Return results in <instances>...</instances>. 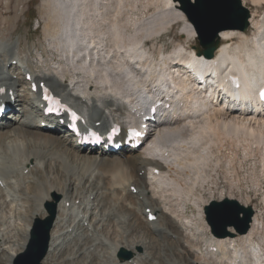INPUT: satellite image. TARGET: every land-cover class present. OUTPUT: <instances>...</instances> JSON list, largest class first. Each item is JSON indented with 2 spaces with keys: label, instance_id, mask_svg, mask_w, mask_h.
<instances>
[{
  "label": "bare ground",
  "instance_id": "6f19581e",
  "mask_svg": "<svg viewBox=\"0 0 264 264\" xmlns=\"http://www.w3.org/2000/svg\"><path fill=\"white\" fill-rule=\"evenodd\" d=\"M42 1L45 35L59 61L24 43L25 56L22 40L0 31V100L11 110L0 118V264H16L28 250L49 204L56 213L42 264H264V237L257 238L264 235V212L255 211L247 234L219 236L206 219L210 202L200 194L215 183L211 168L223 166L233 176L237 160L259 155L264 176V103L257 94L264 88V13L250 17L252 38L223 30L214 41L207 67L226 96H196L188 80L176 88L171 110L156 108V132L141 147L112 153L83 147L66 112L46 115L44 94L79 113L81 133L92 128L105 137L122 127L114 144L124 146L126 125L141 113L156 80L158 87L167 82L172 64L174 73L201 69L194 59L207 50L187 42L199 35L181 0H153L156 11L130 23L127 9L139 5L129 0ZM181 24L185 38L174 54L155 58L146 50L145 40ZM231 72L239 88L224 75ZM188 87L192 93H185ZM188 203L199 208L195 220L182 210ZM122 251L130 259L119 258Z\"/></svg>",
  "mask_w": 264,
  "mask_h": 264
},
{
  "label": "rangeland",
  "instance_id": "374dc122",
  "mask_svg": "<svg viewBox=\"0 0 264 264\" xmlns=\"http://www.w3.org/2000/svg\"><path fill=\"white\" fill-rule=\"evenodd\" d=\"M20 1L22 4H20ZM31 1L32 0H13L12 6L9 7L8 5H9L10 0H0V31L3 34L7 35L6 38H9L12 40L21 39L23 42L21 49L22 51H24L25 56H27V51L24 46V43L29 48L36 47L37 51H39L40 54H43L42 57L44 56L45 58L54 60V62L59 61L57 59L58 52H56V50L52 49L49 46L50 39L49 37H47V35H45L44 26L46 23V19L43 18L42 15L40 14L43 1L36 0L32 3H29ZM129 1L133 5H136V6L139 5V7L137 6L138 9H133L134 7L132 6H131L132 8L127 9L128 13H127L126 18H128L129 23L133 18L141 17L142 15L150 16L156 11V8H157L156 6H152L154 4L150 3V2H154L155 0L154 1L153 0H129ZM191 2H195V1L191 0ZM242 2L244 6L249 9L251 17L254 14L256 16H261V17L263 16L264 6L258 9L251 0H242ZM30 5L32 6L30 7ZM179 7L182 8V4H180ZM15 13L19 15L18 21L12 24L7 23L5 19L9 17L12 18L15 15ZM128 15L131 16L132 18H129ZM183 27L184 26L181 24L180 26H177V29H175L173 33L171 32L168 34L164 33L162 37H159L156 39H150L148 41L145 40L143 43L147 45V46L145 45L146 50H148L150 54H153L155 58H159L162 53L165 56L167 55L171 56V54H174L177 49L178 50L180 49V43L182 42L181 40H184L185 38L182 32ZM254 32L255 31L253 29L251 30V26H250V28L244 33H247V36L249 38H252L254 36ZM196 39L197 40L194 41L191 38L187 40V42L189 41L191 43H194L195 46L199 45L203 47L204 49H206V47L202 44L200 37ZM237 41L238 39H235L234 43H236ZM187 42L184 41L182 44L185 47L187 46L189 48ZM43 47L47 48V49L45 48L46 52L42 49ZM226 153L227 155L230 154L229 151H226ZM243 156L244 154L241 156L242 159H243ZM234 165H236L234 166L235 178H234V175L228 176L226 174V170L224 169L225 167L223 166L211 168L210 173L215 183L208 184L205 190L201 191L200 194L205 197L206 201L210 202V205L213 201L224 202L225 200L230 199V200H236L240 202L242 205L251 206L253 207L255 211H259L263 213L264 212V202L262 199L264 197V176L261 173L262 163H261L260 156L257 155L251 160H243L242 162H240V160H237L234 163ZM200 205H205V203L203 204L201 203ZM204 208L206 207L204 206ZM182 210L183 212H186L187 215H189V217L195 220L196 218L195 215H197L199 208L196 207L192 203H188L186 204V208ZM45 220H43L42 222H44ZM211 232H212V229H211ZM258 236H257L258 240L260 239L261 236L264 237L262 233H259ZM27 253H28V250L24 252L17 259L16 264H29V257L28 258L25 257ZM42 261L40 262V264H42ZM188 261L190 262L191 259L189 258ZM156 262L157 261H155V264ZM192 264H194V262H192Z\"/></svg>",
  "mask_w": 264,
  "mask_h": 264
},
{
  "label": "water",
  "instance_id": "95a60500",
  "mask_svg": "<svg viewBox=\"0 0 264 264\" xmlns=\"http://www.w3.org/2000/svg\"><path fill=\"white\" fill-rule=\"evenodd\" d=\"M186 6L183 11L193 23L197 35L206 47L207 56L213 57L218 48L215 39L223 30H239L250 28V11L242 0H181ZM49 217L44 222H38L32 231L28 253L29 264H40L48 252L50 230L56 213V205H47ZM207 222L212 233L219 236H234L247 234L252 226L255 210L251 206L242 205L236 200L227 199L224 202L213 201L205 210ZM41 226V227H40ZM233 229L235 234L228 230ZM122 259H130L131 255L122 251Z\"/></svg>",
  "mask_w": 264,
  "mask_h": 264
},
{
  "label": "snow or ice",
  "instance_id": "6c2138e0",
  "mask_svg": "<svg viewBox=\"0 0 264 264\" xmlns=\"http://www.w3.org/2000/svg\"><path fill=\"white\" fill-rule=\"evenodd\" d=\"M262 98H264V96H262Z\"/></svg>",
  "mask_w": 264,
  "mask_h": 264
}]
</instances>
